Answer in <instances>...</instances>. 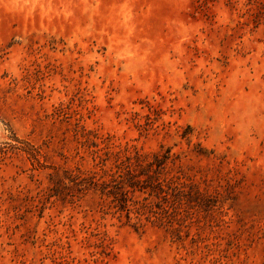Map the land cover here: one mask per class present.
I'll use <instances>...</instances> for the list:
<instances>
[{
    "label": "rangeland",
    "instance_id": "374dc122",
    "mask_svg": "<svg viewBox=\"0 0 264 264\" xmlns=\"http://www.w3.org/2000/svg\"><path fill=\"white\" fill-rule=\"evenodd\" d=\"M0 264H264V0H0Z\"/></svg>",
    "mask_w": 264,
    "mask_h": 264
},
{
    "label": "trees",
    "instance_id": "16d2710c",
    "mask_svg": "<svg viewBox=\"0 0 264 264\" xmlns=\"http://www.w3.org/2000/svg\"><path fill=\"white\" fill-rule=\"evenodd\" d=\"M111 154L114 158L112 166L108 167L107 169L101 168L103 175L108 177V182L102 181V185H106V186H108V184L110 183L117 182V179L122 177L123 171L126 168H129V165L131 163V158L127 155H120L119 153H114V152H112ZM153 156L156 159L159 157V155H156V154H154ZM105 161H106V158H103V156L99 154L98 162L96 165H99V167L100 165L105 166ZM146 165L152 166V163H147ZM97 175H98V172L92 171L91 175L89 176V180H94ZM84 180H85L84 178L81 179V181H84ZM129 185L130 184H128V186ZM182 185L183 183L180 182L179 177H173L169 181H165V182L157 178L155 183H152L151 186H148L150 189L149 196L152 194L156 195L157 193H158L157 195L159 194L170 195L171 191H178ZM102 193H104L103 190H102ZM106 194L111 195L112 193L109 194V192H106ZM145 199L146 198H144L143 200ZM127 200H128V197H126L125 203L121 208L122 211H126L129 213L132 210V208L130 207L131 205H138V206H134L136 213H141L142 211H145V208L147 206L145 203L136 201L134 202V204H128Z\"/></svg>",
    "mask_w": 264,
    "mask_h": 264
}]
</instances>
